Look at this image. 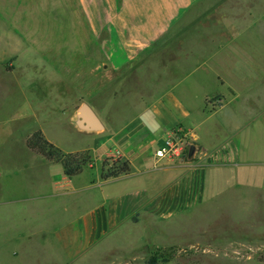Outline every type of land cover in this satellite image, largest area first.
Here are the masks:
<instances>
[{
    "label": "rangeland",
    "instance_id": "374dc122",
    "mask_svg": "<svg viewBox=\"0 0 264 264\" xmlns=\"http://www.w3.org/2000/svg\"><path fill=\"white\" fill-rule=\"evenodd\" d=\"M218 11L196 25L193 12L183 22L192 28L175 38L155 64L128 75L120 84L119 97L110 91L96 100L100 120L108 129L101 134L83 129L81 119L73 118L72 108L62 102L73 101L76 109L90 99L76 91L75 97L66 95L62 100L59 94L69 86L51 79L50 58L44 61L35 51L25 53L12 42L9 53L17 61L14 69L10 66L14 60L8 67L16 72L0 69V264H63L71 235L78 231L75 239L81 242V223L92 214L99 216L109 202L131 207L139 195L157 196L178 181L194 189L200 186L205 204L192 215L158 226L124 224L77 264H112L144 239L158 247L180 249L165 264H264V0H219ZM177 59L179 65L173 64ZM29 60L46 63L25 66ZM160 73L164 81L158 84L155 78ZM161 91L174 94L185 111L174 110L166 119L148 112ZM219 96L227 101L222 109L218 107L224 100ZM146 122L154 129L157 123L160 126L155 148L164 145L168 128L177 124L192 128V133L182 127L171 133L185 149L176 158L178 165H196L201 150L197 146L211 153L224 143L222 152L231 165L208 167L193 177L170 170L103 183V163L112 168L126 161L116 154L123 150V136ZM37 131L63 153L88 151L92 163L82 174L66 177L61 164L27 147V138ZM193 146L196 150L190 157ZM133 150L126 155L136 169L142 157ZM110 151L114 154L106 158ZM172 193V201L184 196L176 189ZM42 247L55 257L37 263L35 250Z\"/></svg>",
    "mask_w": 264,
    "mask_h": 264
},
{
    "label": "crops",
    "instance_id": "0c3cea01",
    "mask_svg": "<svg viewBox=\"0 0 264 264\" xmlns=\"http://www.w3.org/2000/svg\"><path fill=\"white\" fill-rule=\"evenodd\" d=\"M218 1L0 0V69L2 67L3 72L7 74L16 72V70L11 72L10 69V66L13 69L16 67L17 61L9 53L12 42L18 43L25 53L35 51L34 54L42 57L44 61L50 58L53 69L50 73L51 79L58 83L66 82L69 86L67 92L62 91L59 94L60 98L63 100L66 95L75 97L74 92L78 91L81 98L90 99L84 100V103L92 108L100 120V108L96 107V100L110 91H114V96L119 97V94H122L120 84L128 75L135 73L142 66L155 64L163 52L169 51L170 43L175 38L182 36L192 28V25L183 24L188 16L194 12L195 16L192 21L195 25L208 16L215 17V13L219 12ZM205 3H207L206 6H204ZM223 29L219 27V30ZM38 51L47 52L39 54ZM11 60H14V64L8 67ZM43 60L41 63L29 60L25 66L33 64L43 66L46 63ZM176 63L179 65L178 59L173 62V64ZM163 75L164 73H160L155 78V82L161 84L164 81L161 78ZM161 92L148 112L152 110L155 116L166 119L167 115L174 110L185 111L184 104L174 94ZM219 97L224 100V104L218 107L222 109L227 101L224 96ZM62 102L64 106L68 105L72 108L73 118L81 119V107L75 109L73 101ZM100 122L102 129L86 131L91 134L106 132L108 130L106 125L101 120ZM108 126L115 128L109 124ZM181 127L192 133V128L177 124L167 130L164 129L167 138L173 135L171 133L174 130L178 128L182 130ZM150 128L154 129L151 123H140L123 136L120 142L123 144V150L116 154L130 163L132 172L119 179L170 170L181 173V177L185 175L193 177L195 174L198 176L203 174L205 168L230 164V159L222 152L225 143L217 148L218 150L211 152L215 154H212L211 159V153L197 146L201 148L198 163L189 168L185 165H178L176 159L156 163L154 156L157 149L155 148L156 134L149 131ZM133 149H138L137 156L142 157L141 166L136 168L138 170L134 167L133 159L126 155V152L134 151ZM113 154L110 151L106 158ZM151 163L152 168L150 169L148 166ZM177 183L174 187L168 185L159 191L157 196L153 194L145 198V195H139V201L131 207L126 208L123 203L109 202L105 205L103 214L101 212L99 216L92 214L91 220L88 219L81 223L84 227L82 241L76 242L75 236L78 231L71 235L72 238L68 244L71 249L66 250L63 264H77L79 260L87 259L100 244L112 239L124 224L135 228L143 224L158 226L169 223L178 216H186L188 213L192 215V210L205 204L200 186L194 189L192 186H184L183 182L178 181ZM175 189L180 194L184 193L178 201H172L173 198H171ZM152 248L167 247L155 246L144 239L143 243L135 246L120 260H114L112 264H146L148 253ZM35 251L38 254L37 263L41 259L44 261L46 260L44 258L53 259L55 257L53 252H47L44 247ZM16 254L19 255V253Z\"/></svg>",
    "mask_w": 264,
    "mask_h": 264
},
{
    "label": "trees",
    "instance_id": "16d2710c",
    "mask_svg": "<svg viewBox=\"0 0 264 264\" xmlns=\"http://www.w3.org/2000/svg\"><path fill=\"white\" fill-rule=\"evenodd\" d=\"M27 147L35 154L41 156L49 162L61 164L64 169V175L68 178L76 177L83 173L84 168L92 163L88 151L77 153H63L54 144L49 142L42 131H37L27 138ZM132 172L131 165L128 161H120L112 168H108L104 162L101 169V180L108 182L128 176ZM176 247L156 248L151 253L146 264H165L172 261L175 257Z\"/></svg>",
    "mask_w": 264,
    "mask_h": 264
},
{
    "label": "built area",
    "instance_id": "2783aa9c",
    "mask_svg": "<svg viewBox=\"0 0 264 264\" xmlns=\"http://www.w3.org/2000/svg\"><path fill=\"white\" fill-rule=\"evenodd\" d=\"M184 150L181 140L178 139L177 135L173 134L165 140L161 148L156 149L154 153L156 163L164 159L173 160L179 158L184 153Z\"/></svg>",
    "mask_w": 264,
    "mask_h": 264
},
{
    "label": "water",
    "instance_id": "95a60500",
    "mask_svg": "<svg viewBox=\"0 0 264 264\" xmlns=\"http://www.w3.org/2000/svg\"><path fill=\"white\" fill-rule=\"evenodd\" d=\"M80 126L85 130H99L102 129V124L98 119L96 113L92 110V108L85 104L80 109ZM196 148L193 146L190 149L189 156H193Z\"/></svg>",
    "mask_w": 264,
    "mask_h": 264
},
{
    "label": "clouds",
    "instance_id": "9594fccd",
    "mask_svg": "<svg viewBox=\"0 0 264 264\" xmlns=\"http://www.w3.org/2000/svg\"><path fill=\"white\" fill-rule=\"evenodd\" d=\"M159 127H160V126H159V124L157 123V128H156V129H151V128H150L149 131H151V132H153V133L155 134V132L159 129Z\"/></svg>",
    "mask_w": 264,
    "mask_h": 264
}]
</instances>
